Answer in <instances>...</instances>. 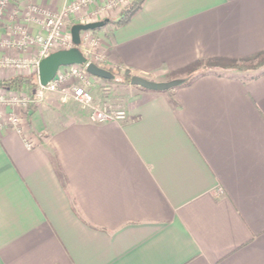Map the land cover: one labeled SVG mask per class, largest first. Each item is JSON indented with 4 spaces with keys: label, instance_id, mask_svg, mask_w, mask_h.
I'll return each instance as SVG.
<instances>
[{
    "label": "crops",
    "instance_id": "1",
    "mask_svg": "<svg viewBox=\"0 0 264 264\" xmlns=\"http://www.w3.org/2000/svg\"><path fill=\"white\" fill-rule=\"evenodd\" d=\"M73 1L11 0L0 36L14 9ZM109 31L104 68L168 81L263 51L264 0H145ZM121 87L123 121L48 93L21 112L24 133L0 130V264H264V70Z\"/></svg>",
    "mask_w": 264,
    "mask_h": 264
},
{
    "label": "built area",
    "instance_id": "2",
    "mask_svg": "<svg viewBox=\"0 0 264 264\" xmlns=\"http://www.w3.org/2000/svg\"><path fill=\"white\" fill-rule=\"evenodd\" d=\"M10 0H0V26L6 17V5ZM89 0H75L66 5L58 13L42 12V30L38 33H30L21 28V26L12 27L11 35L13 41H5L0 39L1 48H13L19 50L23 55L27 52L34 50L33 56L15 58L11 56L0 57V69H30L37 68L39 61L56 50L68 49L72 46L70 27L67 28V22L70 20L71 15L75 14L81 7L87 5ZM107 4L103 9H110L115 7L121 0H106ZM21 10H17L19 14ZM32 13L40 12L37 6L30 8ZM28 13V12H27ZM27 14L23 15V19L27 20ZM91 23V22H87ZM86 24V23H74ZM81 36V35H80ZM10 37V36H9ZM60 48V49H59ZM79 49H82L81 42ZM82 51V50H81ZM83 53V51H82ZM85 56V53H83ZM86 57V56H85ZM87 58V57H86ZM88 60V59H87ZM101 66V65H98ZM104 68V67H103ZM14 73V72H13ZM87 72L85 66L71 65L61 67L55 74L54 78L45 86L39 85L37 92L34 96H24L21 99L12 97L4 99L0 96V130L5 128H13L17 133H24L23 115L14 111L15 106L20 108L22 106L23 112L27 113L29 105H38L44 98L45 93H58L61 100L65 101L67 96L79 104V106L87 113L88 121L91 123H105L112 121H123L127 118V113L123 109L114 108L108 104L97 105L93 102V98L86 85L88 84ZM72 79L76 84L72 86L71 91L66 92L62 84L65 81ZM27 148H31L33 143L31 140H25Z\"/></svg>",
    "mask_w": 264,
    "mask_h": 264
},
{
    "label": "rangeland",
    "instance_id": "3",
    "mask_svg": "<svg viewBox=\"0 0 264 264\" xmlns=\"http://www.w3.org/2000/svg\"><path fill=\"white\" fill-rule=\"evenodd\" d=\"M10 1L6 5V12L9 9L8 7H9ZM130 1L131 0H121V3H118L115 7H112L110 9H103V7L107 4L106 0H89L86 6L81 7L80 10H78L75 14L71 15L70 20L67 22V28L70 25L72 26L74 23L97 22V21H102L104 19H109L108 24L103 26L102 28L96 29L94 31H87V32L81 33V46H82L81 50L83 51V53H85V56L87 57L88 61L93 62L97 65H101L100 67H106V66H102V65H105V56H106L105 55L106 51L104 47L105 38L110 32L109 28L112 27L113 21L116 20L119 17V15L123 12V10L129 6ZM33 6H37V5L33 3H29L26 6V9L22 11V13L20 11L19 14H17L16 12L18 9L16 10L14 9V11H12L9 14L10 18L13 17L14 19L12 20L13 24L7 27V30H5L6 35L0 36L1 40L13 41V37L11 35L12 33L10 29H12V27H15L16 25L21 26V28H23L27 32H30V30L27 28L26 25H24L23 23L22 24L20 23L21 20L25 21L24 23H29V22H34L40 19L42 22V12H46V11L40 8L39 6H37L40 12L32 13V11H30V8ZM24 14H27L26 15L28 17L27 20L23 19ZM17 17H19V20H17L18 19ZM74 20L75 22H73ZM65 48H67V46L64 47V49ZM34 52L35 51L32 50L31 52H27L24 55L26 57L28 56L32 57ZM22 54H23L22 52H20L19 50H15L13 48L5 47V48L0 49V57L4 55V56L15 57V58H21L23 57ZM17 70H21V71H16L15 69H8V70L0 69V74H2L0 77V80L9 79L15 76H22V77H26L27 79H31V81L32 82L34 81L37 84V86H34L33 88L30 89L29 87L22 85L20 88H16L14 90L0 87V96L3 97L4 99H9L12 97L21 99L24 96L32 97L35 95V93L38 90L39 83H38V78H37V68H30V69H25V70L17 69ZM107 70L113 72L116 75L118 74L120 75L125 72L118 68H107ZM217 70L239 72V74H254L255 72H258V71H252V70L238 71L234 69H217ZM91 77L92 76L87 74L86 80H88L89 82L85 87L86 89L90 91L91 96L93 98V102L97 105L108 104L114 107V105H116L120 101L119 92L122 90L121 86H124V85L118 82H108L107 80H102L99 78H97V80H100V81H98V83H95L90 80ZM75 84L76 82H74L72 79H69L68 81H65L62 84V86L64 87L66 92H68V91H71L72 86H74ZM45 94H48V93H45ZM49 94H53V93H49ZM94 94L96 95L95 100H94ZM42 101L43 99L41 100V102ZM59 102L61 104L63 103L68 104L69 107L76 108L77 110L84 112V110L79 106V104L72 100V98L70 97V94L67 96V99L64 102L63 101H59ZM0 107L2 110L3 107L2 106ZM19 107L20 108L15 106V110L19 112V114H22L21 113L23 112L22 106H19Z\"/></svg>",
    "mask_w": 264,
    "mask_h": 264
},
{
    "label": "water",
    "instance_id": "4",
    "mask_svg": "<svg viewBox=\"0 0 264 264\" xmlns=\"http://www.w3.org/2000/svg\"><path fill=\"white\" fill-rule=\"evenodd\" d=\"M108 22L109 19H104L102 21L86 24H73L70 27L72 46L68 49H60L51 52L49 55L39 61L37 67V78L39 85H47V83H49L54 78L59 68L71 65L85 66L86 72L92 77L102 80L112 79L113 75L109 70L88 61L82 51L79 49L81 42L80 35L82 32L94 31L96 29L102 28ZM181 83V79L157 82L135 75L130 79L131 86L153 92L168 91L179 86Z\"/></svg>",
    "mask_w": 264,
    "mask_h": 264
},
{
    "label": "trees",
    "instance_id": "5",
    "mask_svg": "<svg viewBox=\"0 0 264 264\" xmlns=\"http://www.w3.org/2000/svg\"><path fill=\"white\" fill-rule=\"evenodd\" d=\"M144 1L145 0H131L129 6L123 10L116 20L113 21V25L121 26L127 23L131 16L141 8ZM107 24L108 23L105 25ZM212 69H234L238 71L264 70V50L241 59H198L179 72L172 74L168 80L181 79V84H185L194 76ZM111 74L113 75V78L107 80L108 82H118L122 85H130L132 75L128 71H125L120 75H116L113 72H111ZM22 85L29 87L30 89L37 86L34 81L32 82L31 79L22 76L0 80V87L2 88L14 90L20 88Z\"/></svg>",
    "mask_w": 264,
    "mask_h": 264
}]
</instances>
